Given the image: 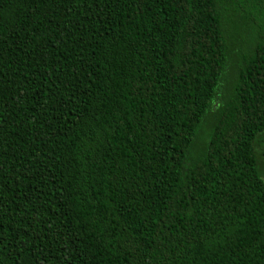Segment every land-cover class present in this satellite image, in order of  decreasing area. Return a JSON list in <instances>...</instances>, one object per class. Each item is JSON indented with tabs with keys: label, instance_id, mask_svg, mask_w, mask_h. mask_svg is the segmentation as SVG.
I'll use <instances>...</instances> for the list:
<instances>
[{
	"label": "trees",
	"instance_id": "obj_1",
	"mask_svg": "<svg viewBox=\"0 0 264 264\" xmlns=\"http://www.w3.org/2000/svg\"><path fill=\"white\" fill-rule=\"evenodd\" d=\"M0 264H264V0H0Z\"/></svg>",
	"mask_w": 264,
	"mask_h": 264
},
{
	"label": "rangeland",
	"instance_id": "obj_2",
	"mask_svg": "<svg viewBox=\"0 0 264 264\" xmlns=\"http://www.w3.org/2000/svg\"><path fill=\"white\" fill-rule=\"evenodd\" d=\"M232 66L233 65L230 63L226 66L225 74H224L223 79H222L223 82L221 83L223 86L225 85V82L227 84L232 78V75H233V67ZM205 128H206V126H205ZM201 131H202V128L197 133L196 141L194 143L195 145H199L202 142V132Z\"/></svg>",
	"mask_w": 264,
	"mask_h": 264
}]
</instances>
